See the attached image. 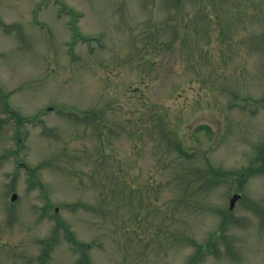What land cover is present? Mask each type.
<instances>
[{
	"label": "rangeland",
	"instance_id": "1",
	"mask_svg": "<svg viewBox=\"0 0 264 264\" xmlns=\"http://www.w3.org/2000/svg\"><path fill=\"white\" fill-rule=\"evenodd\" d=\"M0 264H264V0H0Z\"/></svg>",
	"mask_w": 264,
	"mask_h": 264
},
{
	"label": "water",
	"instance_id": "2",
	"mask_svg": "<svg viewBox=\"0 0 264 264\" xmlns=\"http://www.w3.org/2000/svg\"><path fill=\"white\" fill-rule=\"evenodd\" d=\"M16 197V194H14L13 199ZM240 197L239 194H234L231 198V208L234 206L236 200Z\"/></svg>",
	"mask_w": 264,
	"mask_h": 264
}]
</instances>
